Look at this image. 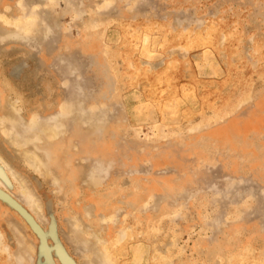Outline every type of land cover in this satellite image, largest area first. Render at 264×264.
Returning <instances> with one entry per match:
<instances>
[{
    "label": "rangeland",
    "instance_id": "1",
    "mask_svg": "<svg viewBox=\"0 0 264 264\" xmlns=\"http://www.w3.org/2000/svg\"><path fill=\"white\" fill-rule=\"evenodd\" d=\"M136 255L264 264V0H0V264Z\"/></svg>",
    "mask_w": 264,
    "mask_h": 264
},
{
    "label": "bare ground",
    "instance_id": "2",
    "mask_svg": "<svg viewBox=\"0 0 264 264\" xmlns=\"http://www.w3.org/2000/svg\"><path fill=\"white\" fill-rule=\"evenodd\" d=\"M144 35H145V33H144ZM178 36V35H177ZM142 37V36H141ZM141 39H143V38H141ZM182 40L184 41V42H188L187 41V39L185 38V37H183L182 38ZM168 76V75H167ZM170 77H166V79H169ZM150 81V87H151V90H153V91H156V90H158L159 89V87H158V82H157V80L155 79V78H152V79H150L149 80ZM152 93V92H151ZM122 245L120 244V242L119 241H115L114 243H112V244H110V249H112L113 251H116V250H118L120 247H121ZM134 253V252H133ZM142 255V254H141ZM141 255H136L135 257H136V259L138 258V261H135V263L134 264H137V263H139V261H142L141 259H142V257H141V259H139V257L141 256ZM127 264V263H126Z\"/></svg>",
    "mask_w": 264,
    "mask_h": 264
}]
</instances>
